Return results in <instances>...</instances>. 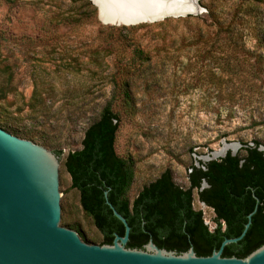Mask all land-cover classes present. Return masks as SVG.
<instances>
[{
  "label": "rangeland",
  "instance_id": "374dc122",
  "mask_svg": "<svg viewBox=\"0 0 264 264\" xmlns=\"http://www.w3.org/2000/svg\"><path fill=\"white\" fill-rule=\"evenodd\" d=\"M237 1L203 3L227 10ZM71 4L72 0H0V115L15 114L20 109L24 113L33 91L45 101L35 104L33 110L43 117L37 130L61 151L58 160L65 204L62 226L75 225L92 243L99 244L100 234L83 213L78 192L70 187V176L63 166L65 155L81 146L87 122L111 92L109 80L101 75L90 77L89 70L94 67L87 63L88 49L108 46L110 65L114 57L127 59L134 43L151 56L150 75L145 77L149 85L136 80L132 86L135 113L125 111L119 100L113 105L120 116L115 151L134 162L128 190L131 198L164 170L171 173L176 184L185 187L188 167L198 165V160H209L213 152L237 151L243 142L260 140L264 144V81L253 83L254 79L233 73H222L224 80L219 86L214 76L208 80V62L194 50L208 48L215 30L207 26L210 18L200 0V11L190 14L199 16V22L182 20L186 15L129 25L121 31L125 41L111 45L105 44L99 33L109 30L102 28L107 25L97 15L92 22L64 21L71 13ZM258 8L264 37V0ZM140 24L144 26L138 27ZM114 27L111 33L118 35L120 26ZM200 32L202 37L198 38ZM244 34L245 47L253 50L254 39ZM212 72L220 70L213 68ZM152 77L157 80H150ZM32 142L52 151L40 140ZM192 205L213 229L214 214L198 201L195 190Z\"/></svg>",
  "mask_w": 264,
  "mask_h": 264
},
{
  "label": "trees",
  "instance_id": "16d2710c",
  "mask_svg": "<svg viewBox=\"0 0 264 264\" xmlns=\"http://www.w3.org/2000/svg\"><path fill=\"white\" fill-rule=\"evenodd\" d=\"M203 1L200 0V4L207 9L206 16L210 18L207 26L215 32L208 48L194 51L195 55L208 62V80H213L214 76L219 86L224 80L222 73H233L248 76L254 79L251 80L253 83L263 82L264 37L258 15L259 3L263 0H238L227 10L222 6L209 7ZM71 5V13L64 18L68 24L96 19V7L90 0H72ZM224 11L226 16L223 15ZM187 19L196 22L201 20L199 16L192 15L182 20ZM141 26L144 24L138 25ZM102 28L109 30L99 31L105 44L125 41L126 37L121 31L127 26L121 25L118 35L111 33L114 26L102 25ZM244 31L254 39L253 50L245 47ZM201 37L202 32L198 33V38ZM220 48L225 51L222 55ZM86 54L87 63L94 67L89 70L90 77L101 75L104 80H109L111 92L87 122L81 146L65 155L63 166L70 176V187L78 192L83 213L91 219L100 234L98 243L111 244L116 234L122 236L124 233L122 222L106 203L104 191H107L108 201L130 227L126 247L143 248V244L151 239L159 248L180 253L192 246L196 255L207 256L219 248L223 239L239 236L250 213V224L245 234L238 241L226 244L222 256L242 258L262 245L264 148L260 147L264 144L260 140H252V144L243 142L234 154L228 150L222 157L205 162L198 160V165L191 164L188 167V184L185 187L176 184L171 173L164 170L144 184L132 198L129 197L134 162L130 157H122L115 151L120 116L114 111L113 105L119 100L125 111L135 113L132 86L136 80L145 81V86L149 85L145 77L150 75L151 56L137 43L133 44L127 59L114 57L111 65L107 60L111 57L108 46L90 48ZM213 68L220 70V73L212 72ZM150 80L157 79L152 77ZM40 102L45 101L33 91L26 102L28 110L23 113V109H20L15 114L8 112L0 115V124L22 138L40 140L41 145L59 156L61 151L54 147L52 140L46 139L44 133L37 130L39 119L43 117L33 108ZM203 181L207 185L201 188ZM194 190L197 199L213 210L215 226L211 230L203 222L202 212L193 208ZM68 227L76 230L82 240L90 242L75 225L70 224Z\"/></svg>",
  "mask_w": 264,
  "mask_h": 264
},
{
  "label": "water",
  "instance_id": "95a60500",
  "mask_svg": "<svg viewBox=\"0 0 264 264\" xmlns=\"http://www.w3.org/2000/svg\"><path fill=\"white\" fill-rule=\"evenodd\" d=\"M90 1L99 21L111 26L183 17L201 9L199 0H194V11L146 20L125 18L106 0ZM235 152L232 148L231 154ZM225 153L213 152L210 159ZM106 194L104 191L106 203L122 222L124 233L116 234L111 244L83 241L76 230L62 226L65 204L58 155L0 125V264H264V243L242 258L222 256L226 244L245 234L252 213L239 236L223 239L219 248L207 256L196 255L192 246L180 253L159 248L151 239L143 248H129L126 242L130 227Z\"/></svg>",
  "mask_w": 264,
  "mask_h": 264
},
{
  "label": "bare ground",
  "instance_id": "6f19581e",
  "mask_svg": "<svg viewBox=\"0 0 264 264\" xmlns=\"http://www.w3.org/2000/svg\"><path fill=\"white\" fill-rule=\"evenodd\" d=\"M99 0H95L97 2ZM125 18L158 19L178 12L194 11V0H106ZM105 2V1H104ZM103 5V1H101ZM105 12V5L102 6ZM103 15V14H102ZM223 151H221L222 153ZM220 153V152H219Z\"/></svg>",
  "mask_w": 264,
  "mask_h": 264
},
{
  "label": "flooded vegetation",
  "instance_id": "af4514ba",
  "mask_svg": "<svg viewBox=\"0 0 264 264\" xmlns=\"http://www.w3.org/2000/svg\"><path fill=\"white\" fill-rule=\"evenodd\" d=\"M203 182H205V181H203ZM202 182V183H203ZM206 183V182H205ZM207 185V184H206ZM201 188H202V185H201ZM199 201V200H198ZM200 202V201H199ZM203 205H205V206H207L206 204H204L203 202H201ZM208 208H210L209 206H207ZM211 210H212V208H210ZM212 212H213V210H212ZM214 214V213H213ZM214 222V221H213Z\"/></svg>",
  "mask_w": 264,
  "mask_h": 264
}]
</instances>
